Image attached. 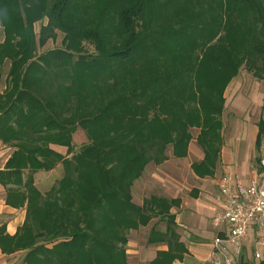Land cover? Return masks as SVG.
Listing matches in <instances>:
<instances>
[{
	"label": "trees",
	"instance_id": "16d2710c",
	"mask_svg": "<svg viewBox=\"0 0 264 264\" xmlns=\"http://www.w3.org/2000/svg\"><path fill=\"white\" fill-rule=\"evenodd\" d=\"M4 1L0 64L9 60L11 69L0 102H11L0 104V139L16 151L3 182L18 186L6 202L25 206L26 219L15 235L0 232L1 250L24 251L25 264H129L128 232L160 217L167 232L153 229L149 243L169 250L150 264H174L186 253L170 214L179 202L151 197L137 206L131 182L149 161H167L169 145L187 157L192 127L201 128L205 152L194 169L213 173L227 86L243 65L264 81V0H22L27 28L19 5L18 18L6 19ZM45 18L39 44L60 30L67 48L33 57L34 23ZM79 127L90 144L72 158L48 148L73 153ZM258 128L260 153L264 117ZM59 163L63 178L40 192L34 174Z\"/></svg>",
	"mask_w": 264,
	"mask_h": 264
},
{
	"label": "crops",
	"instance_id": "0c3cea01",
	"mask_svg": "<svg viewBox=\"0 0 264 264\" xmlns=\"http://www.w3.org/2000/svg\"><path fill=\"white\" fill-rule=\"evenodd\" d=\"M224 115V114H223ZM263 118V117H262ZM261 119V118H260ZM254 120V128L251 134L250 143L245 140V124L241 130L237 131L232 144L228 145L224 141L225 124L222 130V145L219 149L214 169L211 173L196 172L194 166L200 168L201 162L205 159V152L197 142L192 140L188 147L187 157L174 161L168 159L163 166L173 167L172 172L161 177L157 176V182L161 185L162 191L168 200L178 201L170 209V214L174 216V232L179 237V242L186 249V253L181 259H175L174 264H215L212 259V242L216 235L224 232V227L217 224L216 218L221 210L217 202V180L223 176H231L234 180L246 182L253 167V160L256 155L258 123ZM224 120V119H223ZM224 122V121H223ZM73 137H84L85 133L79 135L80 129ZM82 131V130H81ZM244 132L242 137L241 133ZM50 148L61 154L67 153V147L50 145ZM8 145L0 139V232L10 236L15 235L17 230L24 224L26 219V208H15L6 202L10 189L16 190L18 186L4 181L7 178L3 175L8 159L13 153ZM171 152V151H170ZM58 165L53 171L60 168ZM180 166L184 168L181 169ZM45 171L34 174L35 185L39 184V179L45 176ZM50 173V172H47ZM151 183L146 180V187ZM143 181L138 184L143 188ZM148 190V188H146ZM150 197H133V201L138 206H143L144 201ZM139 202H138V201ZM162 233L167 232V222L160 221V217H154L147 226H140L139 229L129 232V250H127L129 264H150L154 261L159 252L169 250L167 242L149 243L152 230ZM222 235V234H221ZM25 252L18 251L14 254H6L0 248V264H25ZM240 264H261L252 259L251 252Z\"/></svg>",
	"mask_w": 264,
	"mask_h": 264
},
{
	"label": "rangeland",
	"instance_id": "374dc122",
	"mask_svg": "<svg viewBox=\"0 0 264 264\" xmlns=\"http://www.w3.org/2000/svg\"><path fill=\"white\" fill-rule=\"evenodd\" d=\"M57 0H51V4H54ZM5 2L4 0H0V6L1 4ZM7 3H5L6 7L4 9L5 11V17L6 19H10L9 17L10 12H13V20H15L17 17V8L18 5L20 6V18L22 17L23 23L25 28H27V24L29 22V18H27V14L25 12V8L22 6L24 3H22V0H6ZM39 5L36 7L38 11ZM23 9V11H21ZM41 9V7H40ZM1 13V11H0ZM81 13V12H79ZM27 18V19H26ZM21 20V22H22ZM28 20V21H27ZM1 22V21H0ZM22 23V25H23ZM48 24V19L45 18L41 21H38V23H34V33L36 35V50L33 51L32 56L35 57V55H40L41 53L52 51V50H66V39L65 34L62 33L60 30H55V35L47 40L46 44L41 46L39 44L38 38L40 35V30L42 27L46 26ZM5 39V33L3 26L0 25V43H2ZM215 40H218L216 38ZM215 42V41H214ZM213 42V43H214ZM85 48L86 53L93 54L95 53L94 45L84 42L82 43ZM211 44V43H209ZM73 45V44H70ZM72 49V47H71ZM70 49V50H71ZM73 52V51H72ZM11 69V61L7 60L4 63L0 64V96L3 95L6 90L8 89V78H9V72ZM16 95V93H15ZM224 97L226 99L225 102V111L223 118V124H225V132H224V141L228 145L232 144V141L235 139L237 131L241 130L242 124H245V140L246 143H250L251 134L253 132L254 128V120H258L261 117H264V81L257 80L252 72H249L245 65L241 66L240 72L238 75L229 83L227 86ZM11 102V101H10ZM9 102V98L3 99L0 104H2L3 107H5ZM1 110V108H0ZM1 112V111H0ZM155 113L151 112L150 115L154 116ZM159 117H162L159 115ZM150 118V117H149ZM80 129L79 135H81L83 132L85 133L84 137H73V153L69 154L68 149L67 153L62 156H66L68 158H72V156L75 153H78L87 145L90 144V139L88 138L86 132L81 128H77V130ZM75 131L73 135H75L78 131ZM82 130V131H81ZM83 133V134H84ZM189 133L191 135L190 142L194 139H199V136L201 134V128L192 127L189 129ZM242 137L244 135V132L241 133ZM6 144V143H5ZM8 145V144H6ZM50 143L48 146L49 149ZM57 145V144H53ZM11 149H13V153L16 151L15 144H9L8 145ZM60 146V145H59ZM66 147V146H64ZM149 149V148H148ZM155 148H153L154 150ZM150 150V149H149ZM151 151V150H150ZM171 151V152H170ZM12 153V154H13ZM57 153V152H56ZM11 154V156H12ZM164 156L167 157V159H173L174 161H177V156L175 155L173 151V146L169 145L166 149V153H164ZM257 158H259V153L257 152L254 160H253V167L251 171L257 167ZM179 159V158H177ZM122 160V159H121ZM124 160V158H123ZM121 161L122 164L124 161ZM119 163V164H120ZM58 165H61L60 168L56 171H45V176L39 179V184L36 186V188L42 192L47 193L49 192L56 183L61 180L64 176V170L62 168V164L59 163ZM57 165V166H58ZM181 169H183V166H180ZM55 169V168H54ZM53 169V170H54ZM173 170V167L169 166L165 167L163 164H156L155 160H151L148 162V164L145 165L143 168V171L140 175V177L134 179L131 182V186L129 188V192L131 193L132 197H168L166 193L162 191L161 185L159 182H157V176L161 177L163 174L166 175L167 172L171 173ZM43 171V170H41ZM40 172V171H38ZM50 172V173H47ZM251 174V173H250ZM146 180H150L151 183L148 184L146 187L145 183ZM143 181V188L138 186ZM148 188V190H146ZM138 201V200H137ZM146 201V200H145ZM144 201V202H145ZM134 202V201H133ZM139 202V201H138ZM135 203V202H134ZM136 204V203H135ZM137 205V204H136ZM138 206V205H137ZM142 207V206H140ZM136 230V229H132ZM131 231V230H130ZM129 231V232H130ZM129 232L127 234V238L129 235ZM129 243V238H128ZM126 245V250H129V245Z\"/></svg>",
	"mask_w": 264,
	"mask_h": 264
},
{
	"label": "built area",
	"instance_id": "2783aa9c",
	"mask_svg": "<svg viewBox=\"0 0 264 264\" xmlns=\"http://www.w3.org/2000/svg\"><path fill=\"white\" fill-rule=\"evenodd\" d=\"M221 210L216 218L224 232L212 242L215 264H240L251 252L264 264V146L259 163L244 183L223 175L216 183Z\"/></svg>",
	"mask_w": 264,
	"mask_h": 264
}]
</instances>
